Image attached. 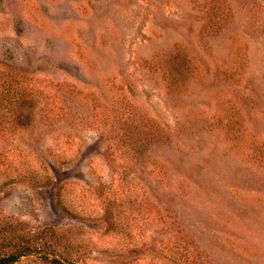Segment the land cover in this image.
<instances>
[{
    "label": "rangeland",
    "instance_id": "1",
    "mask_svg": "<svg viewBox=\"0 0 264 264\" xmlns=\"http://www.w3.org/2000/svg\"><path fill=\"white\" fill-rule=\"evenodd\" d=\"M12 78L38 102L0 126L2 229L77 264H264V0H0Z\"/></svg>",
    "mask_w": 264,
    "mask_h": 264
},
{
    "label": "trees",
    "instance_id": "2",
    "mask_svg": "<svg viewBox=\"0 0 264 264\" xmlns=\"http://www.w3.org/2000/svg\"><path fill=\"white\" fill-rule=\"evenodd\" d=\"M28 86V80L25 78L21 81L12 78L8 85L0 90V126L2 128L13 130V127H19L24 130L35 120L33 107L34 99L38 102L35 98L38 93H34L36 90ZM39 112H41V118L48 121L51 119L50 111L46 110L44 103L40 106ZM147 144L148 141L122 139V142H118L114 148L123 149V152L139 159L146 152ZM46 164L49 166L48 163ZM45 178L42 179L43 184L51 182L56 188L55 193L58 194L62 181H53L49 175ZM32 179L40 180L35 179L34 176ZM19 223L5 229L0 227V264H13L21 257L31 256L42 264H77L62 257L58 251L55 235L53 232L47 233L46 227L34 232Z\"/></svg>",
    "mask_w": 264,
    "mask_h": 264
}]
</instances>
